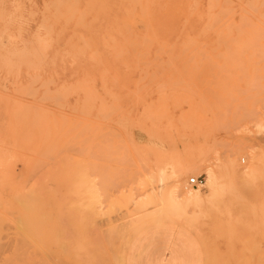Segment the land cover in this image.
I'll return each mask as SVG.
<instances>
[{"label": "rangeland", "instance_id": "374dc122", "mask_svg": "<svg viewBox=\"0 0 264 264\" xmlns=\"http://www.w3.org/2000/svg\"><path fill=\"white\" fill-rule=\"evenodd\" d=\"M156 224L264 264V0H0V264H198Z\"/></svg>", "mask_w": 264, "mask_h": 264}, {"label": "crops", "instance_id": "0c3cea01", "mask_svg": "<svg viewBox=\"0 0 264 264\" xmlns=\"http://www.w3.org/2000/svg\"><path fill=\"white\" fill-rule=\"evenodd\" d=\"M146 227L147 229L145 230L146 231L145 237L147 241L153 242L154 244H157V246H160V247L165 245L166 243L167 244L171 243L172 240L176 238L177 232L183 231L185 238L191 241V243L193 244L198 264H202L201 256L199 254L200 252L198 251V248L195 242L190 238L186 230L184 229L174 230L170 226L165 225V224H160V225L156 224V225L146 226ZM167 255H168V252L166 251V256Z\"/></svg>", "mask_w": 264, "mask_h": 264}, {"label": "built area", "instance_id": "2783aa9c", "mask_svg": "<svg viewBox=\"0 0 264 264\" xmlns=\"http://www.w3.org/2000/svg\"><path fill=\"white\" fill-rule=\"evenodd\" d=\"M200 182L199 178L198 177H192L190 178V183L193 184V185H196Z\"/></svg>", "mask_w": 264, "mask_h": 264}, {"label": "bare ground", "instance_id": "6f19581e", "mask_svg": "<svg viewBox=\"0 0 264 264\" xmlns=\"http://www.w3.org/2000/svg\"><path fill=\"white\" fill-rule=\"evenodd\" d=\"M42 93H43V91H42ZM92 100V99H91ZM212 183V182H211ZM212 184H214V183H212ZM29 205V204H28Z\"/></svg>", "mask_w": 264, "mask_h": 264}]
</instances>
